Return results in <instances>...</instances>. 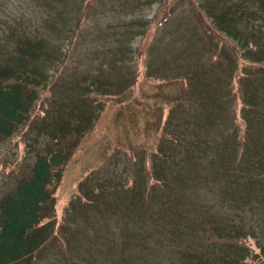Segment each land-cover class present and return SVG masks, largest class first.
I'll use <instances>...</instances> for the list:
<instances>
[{
  "label": "rangeland",
  "instance_id": "1",
  "mask_svg": "<svg viewBox=\"0 0 264 264\" xmlns=\"http://www.w3.org/2000/svg\"><path fill=\"white\" fill-rule=\"evenodd\" d=\"M91 1L0 0V62L25 34L44 42L34 61L44 75L41 101L29 122L0 142V199L15 190L49 144L72 139L50 216L57 240L50 235L36 264H222L226 257L264 264V199L242 212L249 224L237 228L248 233H229L223 214L203 212L195 201L206 199L216 176L223 197L248 201L250 194L264 193L258 184L264 181V0H240V9L238 0H209L213 12L207 0ZM83 4L90 7L87 19L68 54L71 38L64 39V29H77ZM224 13L240 15L243 23L224 28ZM61 16L73 19L65 26ZM225 55L231 67L211 77L210 65L222 64ZM192 59L206 64L196 72L201 82L233 78V109L232 101L219 105L195 93L181 96L189 80L197 81L184 76L199 66ZM213 108L219 115L206 121ZM187 145L202 148L195 149L188 175ZM207 145L234 152L228 181L207 157L213 152ZM167 156V165L162 164ZM182 170L184 180L175 182ZM163 178L168 180L166 212L160 209L162 196L156 197ZM196 188L203 194L190 191ZM123 192L133 201L130 219L124 214L127 203L119 201ZM152 197L157 214L148 219L144 205ZM179 201L183 211L192 209L190 219L177 211ZM62 229L72 232L69 255L62 253L69 246Z\"/></svg>",
  "mask_w": 264,
  "mask_h": 264
},
{
  "label": "trees",
  "instance_id": "2",
  "mask_svg": "<svg viewBox=\"0 0 264 264\" xmlns=\"http://www.w3.org/2000/svg\"><path fill=\"white\" fill-rule=\"evenodd\" d=\"M238 1L240 9L241 2L240 0ZM94 2L95 0H92L90 3L93 4ZM207 2L210 7L209 9L213 12V3L209 0H207ZM84 4L79 18H76L78 20L77 29L68 30V27H65L64 29V39L71 38V47L68 50V54L71 51L73 44L76 42L78 34L82 30V27L87 19V10L90 7L84 6ZM166 4L167 1L163 3V5ZM236 10L237 9L234 7L233 11ZM239 13L241 14V12ZM239 16L233 14L232 17H229L226 13H224L220 19L224 23V28H227V25L230 22L238 21L243 23L239 19ZM61 19L62 22L66 21V24H64L66 26L69 25L68 20L72 21L73 18L61 16ZM245 39L246 38H243L242 40ZM43 45L44 42L42 40L38 39L33 41L31 36L25 34V36H22L21 41L17 44L12 53L8 55L6 61L0 62V142L13 137L19 127H21L26 122H29L28 115L31 113V110H33V108L41 101L42 93H39V89L41 88L42 81L44 80V75L40 74L36 70L34 61H38L40 59V53L43 51ZM224 53L225 51H223L222 55H224ZM189 57L200 56L190 55ZM201 57L208 56L203 55ZM192 61L193 64L196 63L193 59ZM262 61L264 64V60ZM66 62L67 60H65V63ZM199 63L200 61L194 66L199 65ZM220 63L223 65H210L211 70L209 73L211 74V77L213 75L222 73V68L224 70L226 68L229 70L232 64L230 55L223 56V61ZM205 66L206 64H204V67ZM204 67L199 65L196 71H185L184 76L186 77V80L187 75L190 79H197L196 72L201 73L204 70ZM262 74L264 75V71H262ZM198 79L197 81L189 80V84H186V90L181 96L191 98L192 94L195 93L197 95H201L203 98L207 99V101L213 99L212 102L220 103L219 105H224V102L226 101H232L233 109L235 91L233 87V78L229 80L230 76L228 75L226 78L228 80L226 82L213 80L201 82ZM242 84V86L246 89L247 84L245 79L242 81ZM49 87L50 85L47 86V88ZM47 96H49V94H47ZM189 103L190 101H187V104ZM206 114V121H209L211 120L210 116H218L219 112L215 111L213 108L212 111H209L208 109ZM31 117L32 114L30 118ZM79 130H81V128H79ZM71 144V138L66 139L65 145H62L58 140H55L53 143L49 144L46 154L38 155L35 164L28 170V173L18 181L15 190L4 195L0 199V264H36L37 255L49 241L50 235L55 238V232L53 230L54 217L50 216L54 211L57 191L63 181L66 168L71 159L72 152L69 148ZM207 146L213 149V152L207 157L209 159L213 158L212 164H215V169L220 167V171L222 170L224 174H226L223 179L228 181L233 175L232 164L234 161V152L223 151L224 153H220L219 147L213 145ZM199 147L201 146L192 147L191 145H187V175L190 172L188 165L191 160L195 158V149L198 151L202 149ZM176 152L177 150H175L174 147L172 153L175 154V156ZM168 160L169 158L167 156V159L162 160V164L167 165ZM184 161L185 159L183 162ZM218 164L219 167H217ZM163 168L164 172L166 169L165 167ZM163 172L159 173L163 174ZM219 179L220 178H217L216 176V178L211 181L213 187L207 191L205 200L202 199V202L200 199L195 200L194 198V200L200 201L203 212L211 213V211H213L215 213L223 214L227 219L224 221L226 224L223 226L229 230V233H248V231L244 232L243 229L237 228H246L249 224L248 222H244L242 212L244 213V209L246 208L247 210L251 209L250 206L252 204H257L260 199H264V193L250 194L249 196H251V200L248 201L245 200V198L234 200L229 196L223 197L217 192V189H219L218 185L221 183L219 182ZM162 180L163 186L160 190H157L156 197L162 196V199L160 200V209L161 211L166 212L168 209L166 186L168 180L166 178H163ZM183 180L184 177L182 170L175 175L174 181L182 182ZM260 183H263L261 185H264V181L258 182V184ZM209 185L210 184L208 183V186ZM227 185H229V183L224 182L223 187L225 191L227 190ZM190 191L202 193L204 190L196 188L191 189ZM246 197H248V195ZM119 201L121 203H127V206L124 208V212L126 213L124 214L125 217L130 219V215L133 211V201L130 200V194L123 192ZM238 202L241 204L235 205ZM179 203L180 201L178 202L179 209L177 208V211L181 216H186L187 214V219H190L191 216L188 213L192 209L187 208V212H185L183 211L184 208L182 203ZM144 207L145 214H147L148 219L153 218V216L157 214L156 200L153 199V197L147 201V204L146 206L144 205ZM222 207L228 208V212H220L219 209ZM216 209H218V211H216ZM125 222L126 224H130L129 221ZM211 227L212 225H207L205 227L206 231H210L209 229H211ZM200 232H202V230H200ZM219 232L224 231L219 230ZM71 233V231L66 232L63 229L60 232L64 242L69 244V246H66L64 250L62 249V253L66 255H69L71 252L68 238L70 237ZM181 255L184 257L183 251L181 252ZM225 259L226 261H224L222 264H239L237 260H240L234 257H226ZM139 261L141 260H112L108 264H139ZM151 261L157 262L160 260H149V262ZM180 261L187 262V260ZM72 262L73 261L70 260V264ZM102 262L104 263V261ZM175 264L177 263L175 262ZM190 264L200 263L198 260H192ZM211 264L215 263L211 261Z\"/></svg>",
  "mask_w": 264,
  "mask_h": 264
}]
</instances>
